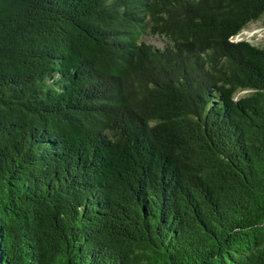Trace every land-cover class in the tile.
<instances>
[{
    "label": "trees",
    "instance_id": "16d2710c",
    "mask_svg": "<svg viewBox=\"0 0 264 264\" xmlns=\"http://www.w3.org/2000/svg\"><path fill=\"white\" fill-rule=\"evenodd\" d=\"M261 18L0 0V264H264Z\"/></svg>",
    "mask_w": 264,
    "mask_h": 264
},
{
    "label": "rangeland",
    "instance_id": "374dc122",
    "mask_svg": "<svg viewBox=\"0 0 264 264\" xmlns=\"http://www.w3.org/2000/svg\"><path fill=\"white\" fill-rule=\"evenodd\" d=\"M248 40L250 43L264 47V18L250 23L238 35L233 37V41ZM246 90L237 93L236 97L245 94Z\"/></svg>",
    "mask_w": 264,
    "mask_h": 264
}]
</instances>
